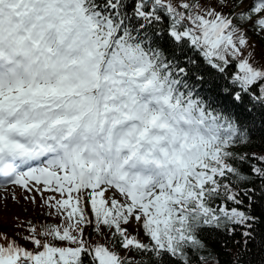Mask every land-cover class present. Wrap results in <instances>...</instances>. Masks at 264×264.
I'll return each mask as SVG.
<instances>
[{"label":"snow or ice","instance_id":"6c2138e0","mask_svg":"<svg viewBox=\"0 0 264 264\" xmlns=\"http://www.w3.org/2000/svg\"><path fill=\"white\" fill-rule=\"evenodd\" d=\"M123 7L0 0V190L20 187L32 202L39 193L61 218L39 230L28 222L21 238L31 249L5 235L0 264H82L84 255L134 264L130 252L189 264V248H206L203 231L241 227L245 245L252 237L257 217L240 205L254 189L237 185L253 176L230 150L246 135L194 93L176 56L190 45L219 73L235 61L224 91L238 102L259 82L264 101V67L245 55L248 30L264 35V0H135L132 27ZM160 11L171 59L158 45ZM250 173L264 184V166ZM88 228L106 242L93 244Z\"/></svg>","mask_w":264,"mask_h":264},{"label":"trees","instance_id":"16d2710c","mask_svg":"<svg viewBox=\"0 0 264 264\" xmlns=\"http://www.w3.org/2000/svg\"><path fill=\"white\" fill-rule=\"evenodd\" d=\"M193 2L208 3V0H193ZM96 3L102 6L103 0H96ZM122 3L123 11L129 14V26L137 25L138 21L131 15L135 0H122ZM159 14L162 19L157 25H154L161 37L158 45L164 51L165 56L171 59L172 45L176 42L172 41L166 34L168 18L163 11H160ZM254 37H257L253 38L256 43L258 41L263 45L264 37ZM182 49L181 52L177 53V63L179 66L190 70L184 79L190 85H194V93L204 99L212 110L235 122L238 129L246 135V142L236 143L230 149L235 156H244L245 160L234 159L231 162L241 172L253 176L250 182L237 185V190L254 189L250 193L251 200L249 201L247 197H244V203L240 207L257 217L252 225V237L247 240L246 245V238L241 234L244 229L241 227H237L231 234L223 229L201 232L200 238L205 243L206 248L198 253L189 248L187 250L189 264H264V195H262L264 184L259 178H255L254 174L250 173L251 164L264 166V161L258 159L264 157V104L256 98L259 95V84L257 83L248 93H241V101L234 102L224 89L229 88L231 90L233 87L231 73L235 71V63L229 64L225 73H219L204 61L198 50L192 49L190 45H182ZM189 60L195 61V64H190ZM192 72H196L202 79L197 81ZM220 179L223 180L224 178ZM221 202L222 198H214L212 206L217 207ZM223 202L229 208L235 206L230 201ZM135 253L138 258L132 259L134 264H154L155 258L151 254ZM238 254L239 258H237ZM200 256L207 257V259L201 261ZM82 264H90V258L87 255L82 256ZM163 264H182V262L178 258L165 255Z\"/></svg>","mask_w":264,"mask_h":264},{"label":"rangeland","instance_id":"374dc122","mask_svg":"<svg viewBox=\"0 0 264 264\" xmlns=\"http://www.w3.org/2000/svg\"><path fill=\"white\" fill-rule=\"evenodd\" d=\"M260 52H262L261 60L263 62L261 65L264 66V46ZM13 192L16 196L15 200L11 198ZM24 195L25 193L20 187L9 186L5 190H0V244H7L8 240L4 238L5 235L10 239V237L14 236V231H25L27 227L26 218H33L36 227L44 221L48 222V224H59L61 222L60 217L49 214L54 210L44 205L39 193H33L36 197L35 202L25 200L23 198ZM48 195H51V193H45L44 198ZM85 231L94 240L91 236L93 232L92 228H88ZM137 235L138 237L147 239L142 230H139ZM104 239L105 237L100 236L96 239V243H101ZM120 254L124 255V252L121 250ZM128 255L131 256V252Z\"/></svg>","mask_w":264,"mask_h":264}]
</instances>
